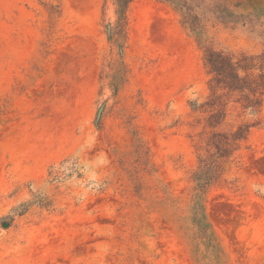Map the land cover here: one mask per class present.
Here are the masks:
<instances>
[{"label": "rangeland", "instance_id": "rangeland-1", "mask_svg": "<svg viewBox=\"0 0 264 264\" xmlns=\"http://www.w3.org/2000/svg\"><path fill=\"white\" fill-rule=\"evenodd\" d=\"M251 1L0 0V264H264V100L211 117L205 60L264 52Z\"/></svg>", "mask_w": 264, "mask_h": 264}, {"label": "trees", "instance_id": "trees-1", "mask_svg": "<svg viewBox=\"0 0 264 264\" xmlns=\"http://www.w3.org/2000/svg\"><path fill=\"white\" fill-rule=\"evenodd\" d=\"M108 1V0H106ZM169 2L181 13L183 23L189 25L193 30L202 28L203 21L207 15L213 14L218 20L227 23V18L240 16L238 9L259 6L258 2L251 0H164ZM118 14V27L122 28L127 19V11L133 0H113ZM245 5V6H244ZM205 60L212 75L210 79L211 97L214 103L222 105V108L211 117L218 116L220 119L225 115L224 100L239 94L237 101H240L245 108L260 109L264 96V52L261 54H241L208 47L205 50ZM259 68L260 73L255 74L253 70ZM242 71L245 74H242ZM223 90V92H221ZM247 128H240L234 139H240ZM226 144L228 142H225ZM202 182L201 187H205ZM6 227L9 223L4 224ZM201 225V231L205 227ZM204 228V229H203Z\"/></svg>", "mask_w": 264, "mask_h": 264}, {"label": "bare ground", "instance_id": "bare-ground-1", "mask_svg": "<svg viewBox=\"0 0 264 264\" xmlns=\"http://www.w3.org/2000/svg\"><path fill=\"white\" fill-rule=\"evenodd\" d=\"M77 90H78V89H77ZM77 90H76V91H77ZM69 94H71L70 96L72 97V94H74L73 88H72V90H71V92H70ZM74 95H75V94H74ZM74 95H73V96H74ZM73 98H74V97H73Z\"/></svg>", "mask_w": 264, "mask_h": 264}]
</instances>
